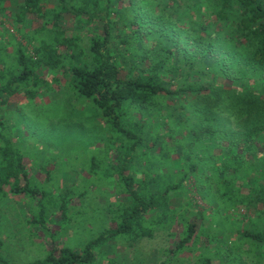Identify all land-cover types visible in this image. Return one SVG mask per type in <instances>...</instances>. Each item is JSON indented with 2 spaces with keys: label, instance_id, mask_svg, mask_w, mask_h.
<instances>
[{
  "label": "trees",
  "instance_id": "16d2710c",
  "mask_svg": "<svg viewBox=\"0 0 264 264\" xmlns=\"http://www.w3.org/2000/svg\"><path fill=\"white\" fill-rule=\"evenodd\" d=\"M10 1L15 2L0 0V14L6 16ZM29 15L44 22L35 34L22 30ZM66 15L78 28L70 37L62 27ZM11 17L23 42L10 34L13 51L0 47V107L18 96L34 101L44 89L54 88L64 73L74 97L91 100L119 136V141L103 147L108 154L116 149V163L105 165L100 174L105 181L117 177L129 197V203L115 212V229L104 232L82 252L61 248L58 256L52 251L33 264H96L101 244L131 234L132 241L152 237L153 226L159 223L149 220V215L171 213L170 191L183 188L188 174L197 168L194 151L207 154L204 148L210 144L215 151L221 149V142L228 143L225 157L233 158L231 166L236 167L234 175L220 170L214 179L224 188L240 180L236 194L240 207L262 208L264 218V0H129L128 4L123 0H22L19 12ZM176 100L178 116L171 105ZM246 117L237 131L235 120ZM1 119L0 191L9 186V193L36 202L30 220L33 227L45 229L52 208L63 222L75 193L61 190L57 196L33 183L24 155L12 140L11 124ZM212 124L221 129H213ZM138 148L141 152L135 155ZM175 153L183 164L175 175L178 179L158 175L163 179L158 185L151 176L136 177L134 156L153 171L164 163L160 157L168 160ZM91 170L92 175L98 174L97 162ZM196 234V225L190 224L171 254L185 248ZM239 234L264 244V230ZM0 262L7 264L2 258ZM201 264L214 262L204 258Z\"/></svg>",
  "mask_w": 264,
  "mask_h": 264
},
{
  "label": "rangeland",
  "instance_id": "374dc122",
  "mask_svg": "<svg viewBox=\"0 0 264 264\" xmlns=\"http://www.w3.org/2000/svg\"><path fill=\"white\" fill-rule=\"evenodd\" d=\"M123 2L128 4L129 0ZM21 3L22 0L7 2L6 16L0 14V47H6L9 52L13 51L11 44L15 43L10 34L23 42L22 34L16 31L17 26L11 17V14L19 12ZM26 22L22 30L34 34L44 23L36 15H29ZM62 27L68 37L78 33L69 15L65 16ZM80 34H85V31ZM62 74L55 89L52 86L44 89L34 101L18 96L8 106L0 107L1 120L11 124L12 140L24 155L32 182L57 196L61 190H72L76 195L64 221L52 208L46 228L42 229L30 223L37 209L36 202L28 196L9 193L10 187L5 189L3 186V191H0V258L7 264H33L45 259L52 251H56L58 256L61 248L82 252L88 244L112 229L116 222L115 212L129 203V197L123 193L117 177L105 181L101 175L104 166L116 158V149L108 154L109 149L103 147L119 141V136L102 120L91 100L74 97L66 76ZM230 85V82L226 83L227 87ZM192 100L194 98L189 99ZM171 105L178 110L174 113L178 116L179 101ZM175 118L179 121V117ZM246 120L247 117L235 120L237 131L240 130V122ZM184 124L181 121L179 126ZM212 127L221 129L214 124ZM182 143L187 146L186 142ZM220 144L221 149L215 151L213 144L204 148L207 154L194 151L195 173L188 174L183 188L169 193V206L177 210L173 209L169 215H161L162 211H157L148 217L159 223L153 226L152 237L132 241L134 235L131 234L127 238L117 237L101 244L96 249V264H168V260H171L169 264H201L204 258L212 259L214 264H264V244L239 234V231L256 234L264 230L262 208L240 207V198L236 195L240 180L234 179L224 188L221 181L214 179L220 170L225 175L227 170V174L232 176L236 169L234 164L231 166L234 159L225 157L228 143ZM140 152L138 148L134 154L139 155ZM214 156L221 158L215 159ZM160 160L164 162L160 167L148 171L144 163L139 164V156H134L132 168L138 169L134 172L136 177L147 180L151 176L160 183L158 185L163 182L158 175H173L170 181L178 179L175 175L183 169L181 155L175 153L168 160L162 157ZM93 162L98 163L99 171L92 175ZM242 192L247 193L248 190L243 189ZM193 223L197 231L195 238L185 248L171 254Z\"/></svg>",
  "mask_w": 264,
  "mask_h": 264
},
{
  "label": "crops",
  "instance_id": "0c3cea01",
  "mask_svg": "<svg viewBox=\"0 0 264 264\" xmlns=\"http://www.w3.org/2000/svg\"><path fill=\"white\" fill-rule=\"evenodd\" d=\"M173 209L175 210H177V208H172V211H173ZM116 226H117V224H116V222L114 223V226L112 227V229H115L116 228ZM111 230V229H110ZM109 231V230H108Z\"/></svg>",
  "mask_w": 264,
  "mask_h": 264
}]
</instances>
